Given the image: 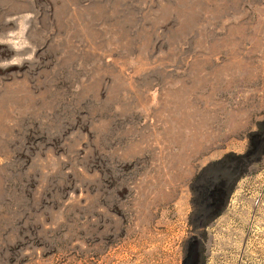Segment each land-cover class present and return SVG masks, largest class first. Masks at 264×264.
I'll list each match as a JSON object with an SVG mask.
<instances>
[{
    "label": "rangeland",
    "instance_id": "obj_1",
    "mask_svg": "<svg viewBox=\"0 0 264 264\" xmlns=\"http://www.w3.org/2000/svg\"><path fill=\"white\" fill-rule=\"evenodd\" d=\"M263 134L264 0H0V264H264Z\"/></svg>",
    "mask_w": 264,
    "mask_h": 264
},
{
    "label": "flooded vegetation",
    "instance_id": "obj_2",
    "mask_svg": "<svg viewBox=\"0 0 264 264\" xmlns=\"http://www.w3.org/2000/svg\"><path fill=\"white\" fill-rule=\"evenodd\" d=\"M256 138H258V136L255 134L250 140V148L247 149L243 156L237 157V160L241 162L242 158H244L246 164L253 161V159L250 158V155L257 150L255 148ZM257 157L254 158L257 159ZM244 162H242V164ZM227 166V163L222 162L220 171H217L215 174L213 173L204 176L202 185L195 186V189L197 190V199L194 201L196 208L192 219L195 227H207V225L215 220L223 210L231 188L229 186V183L231 182L229 181L231 173L228 170H223V168ZM205 242V235H201V237L195 235L191 236L186 242L185 259L183 264H204V255L206 251Z\"/></svg>",
    "mask_w": 264,
    "mask_h": 264
},
{
    "label": "water",
    "instance_id": "obj_3",
    "mask_svg": "<svg viewBox=\"0 0 264 264\" xmlns=\"http://www.w3.org/2000/svg\"><path fill=\"white\" fill-rule=\"evenodd\" d=\"M262 154H264V150L262 151Z\"/></svg>",
    "mask_w": 264,
    "mask_h": 264
}]
</instances>
